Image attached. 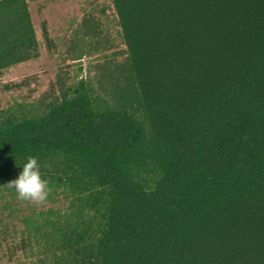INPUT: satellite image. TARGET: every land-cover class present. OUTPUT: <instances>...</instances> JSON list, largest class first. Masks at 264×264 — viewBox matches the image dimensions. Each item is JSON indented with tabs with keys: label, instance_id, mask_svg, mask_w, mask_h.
<instances>
[{
	"label": "trees",
	"instance_id": "1",
	"mask_svg": "<svg viewBox=\"0 0 264 264\" xmlns=\"http://www.w3.org/2000/svg\"><path fill=\"white\" fill-rule=\"evenodd\" d=\"M110 1L124 57L97 91L0 111V188L31 155L70 200L28 221L38 264H264V0ZM38 55L0 0V76Z\"/></svg>",
	"mask_w": 264,
	"mask_h": 264
},
{
	"label": "rangeland",
	"instance_id": "2",
	"mask_svg": "<svg viewBox=\"0 0 264 264\" xmlns=\"http://www.w3.org/2000/svg\"><path fill=\"white\" fill-rule=\"evenodd\" d=\"M39 43L36 59L8 68L0 76V111L41 108L62 92L87 82L97 91L102 67L121 61L124 45L110 0H26ZM99 22L94 37L79 33L84 17ZM45 27L48 41L44 40ZM82 54L80 59L73 56ZM70 200L56 195L44 202L21 200L0 188V264H38L40 253L28 221L49 210L70 211Z\"/></svg>",
	"mask_w": 264,
	"mask_h": 264
},
{
	"label": "clouds",
	"instance_id": "3",
	"mask_svg": "<svg viewBox=\"0 0 264 264\" xmlns=\"http://www.w3.org/2000/svg\"><path fill=\"white\" fill-rule=\"evenodd\" d=\"M16 166L20 171L15 178L5 183L7 187L15 191L18 199L44 202L49 195L48 181L42 176L38 158L29 155L22 164Z\"/></svg>",
	"mask_w": 264,
	"mask_h": 264
}]
</instances>
